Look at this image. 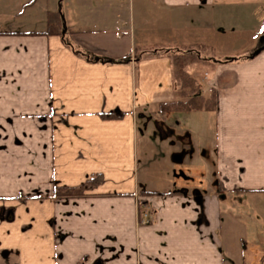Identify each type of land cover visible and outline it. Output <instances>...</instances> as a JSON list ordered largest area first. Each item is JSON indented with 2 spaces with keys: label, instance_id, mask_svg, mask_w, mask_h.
I'll list each match as a JSON object with an SVG mask.
<instances>
[{
  "label": "crops",
  "instance_id": "obj_1",
  "mask_svg": "<svg viewBox=\"0 0 264 264\" xmlns=\"http://www.w3.org/2000/svg\"><path fill=\"white\" fill-rule=\"evenodd\" d=\"M189 44L194 135L158 112ZM0 264H264V0H0Z\"/></svg>",
  "mask_w": 264,
  "mask_h": 264
},
{
  "label": "trees",
  "instance_id": "obj_2",
  "mask_svg": "<svg viewBox=\"0 0 264 264\" xmlns=\"http://www.w3.org/2000/svg\"><path fill=\"white\" fill-rule=\"evenodd\" d=\"M60 27V18L55 12H48L46 17V27L42 34H49L57 32ZM200 45L189 44L179 49H172L168 53L170 57V70L172 74L173 86L180 97L175 101L169 103H160L158 105V112L165 113L168 111H192V110H213L214 109V94L211 93L208 99H203L200 94V84L196 78L192 76L194 67L200 62L207 60L201 59ZM208 62V61H207ZM210 62V61H209ZM182 98V99H181ZM97 177H91L80 188H89L96 185ZM76 195H80L79 190H76ZM144 195L162 194L161 192L142 191ZM54 194L57 191L54 189ZM144 205L139 203V208Z\"/></svg>",
  "mask_w": 264,
  "mask_h": 264
},
{
  "label": "rangeland",
  "instance_id": "obj_3",
  "mask_svg": "<svg viewBox=\"0 0 264 264\" xmlns=\"http://www.w3.org/2000/svg\"><path fill=\"white\" fill-rule=\"evenodd\" d=\"M198 71L199 70H197L196 73H194L195 71H193L192 73H193V75L194 74H197L199 76L197 79L199 80V82H202V80H200V78H201L200 75H201L202 71H200L199 73H198ZM200 115H202V114H200V112H198V111H189L188 114H185V113H182V112L181 113H179V112H171L167 116L166 120L168 122V125L173 126L175 129H179L180 126H182V127L186 128L189 131V133L192 132V134L194 135V133L196 131H198V128L200 126V121H203V123L205 124L204 118L202 119L200 117ZM177 133H179V132H177ZM192 139H193L192 141L194 143L192 142V146H188L187 147L185 159L188 160V157H191V155L195 156L194 153L197 150L198 152H200L199 156H197V157H200V159H202V158L205 159L206 160L205 161V165L209 168L210 173H212V174L215 173V169L212 166L211 158H210V155H211V151L212 150H211L210 147H207V144L210 143V141L205 140V142L202 143L203 146H200L199 145L200 148H199V146H197V149H195V145L197 143H199V141L198 140L195 141V138L194 137H192ZM150 143L153 145L152 153H151V155L145 153L144 156H146V159H147L146 160V164L148 166V169L149 170L152 169L151 170L152 173L150 175V177L152 179V184L154 183V185H152V186H157V187L160 186V187H163L164 185H159V184H162V183L159 182L161 180V175H159L158 171H162L161 168L163 167V165H162V161H161L160 158L162 156L164 157V151H163L164 147L161 146V145H158L157 146L154 143L153 140H151ZM180 166L182 167V165H180ZM181 167L179 168L177 166H172L171 168H173V169L167 168L168 175H172V173H177V172L179 173L180 171H182L181 170L182 169ZM178 173L176 174L177 175L176 177H178L176 179H183V177H181ZM169 182H170V180H169ZM164 183H166V181H164ZM186 185H187V183H186ZM177 187H179L178 184H175L173 186L171 185L170 186V189L172 190V188L175 189ZM180 188L182 189L184 187L181 186ZM262 230H263V228H262ZM261 235H262V233H261ZM238 242H239V246L241 247V244H240L241 243V240L238 241Z\"/></svg>",
  "mask_w": 264,
  "mask_h": 264
},
{
  "label": "built area",
  "instance_id": "obj_4",
  "mask_svg": "<svg viewBox=\"0 0 264 264\" xmlns=\"http://www.w3.org/2000/svg\"><path fill=\"white\" fill-rule=\"evenodd\" d=\"M142 217L146 219V217H147V214H146V213H145V214H142ZM145 219H144V223H146V222H147V220H145Z\"/></svg>",
  "mask_w": 264,
  "mask_h": 264
}]
</instances>
